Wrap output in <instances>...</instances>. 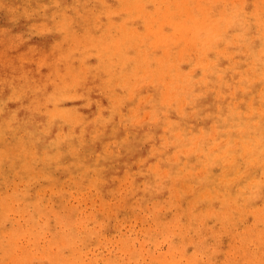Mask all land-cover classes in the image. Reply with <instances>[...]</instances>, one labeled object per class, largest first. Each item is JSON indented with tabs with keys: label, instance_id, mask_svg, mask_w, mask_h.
<instances>
[{
	"label": "bare ground",
	"instance_id": "1",
	"mask_svg": "<svg viewBox=\"0 0 264 264\" xmlns=\"http://www.w3.org/2000/svg\"><path fill=\"white\" fill-rule=\"evenodd\" d=\"M68 1L34 0L44 8L25 29L19 16L14 15L23 14L20 0H0L3 37L7 41L19 38L31 48L46 47L41 57L49 68L58 65L57 59L82 54L81 47L85 45L79 39L73 45L69 38H64L65 47L72 48L73 53L62 46L51 50L52 42L47 41L43 30L40 29L35 40L29 30L37 29L36 22L49 23L55 13L60 15L62 25L47 24L46 30L52 25L55 31H71L78 25L83 40H96L97 51L102 48L95 54L98 63L92 66L101 93L90 92V106L95 104L96 108L99 103L116 101L119 97L120 103H126V109L122 113L115 109L96 118L85 116L80 122L70 119L76 117L59 101L46 99L39 90L37 82L42 70H37L40 63L32 49L34 60L29 63L32 66L26 65L27 76H12L10 70L0 73V163L9 165V172L0 171V190L12 186L10 193L0 192V215H3L0 223L4 218L14 223L12 212L25 217L33 242V247L28 245V254L17 255L18 264H25L30 254L31 261L42 260L41 251L45 249L41 242L50 234L53 237L50 244L61 242L67 254L61 250L49 257L47 254L44 264H81L85 250L99 243L94 232L93 235L81 232L76 224L68 236L83 239H66L67 236L53 231L54 213L44 204L54 199L58 206L63 205L64 184L70 178L81 193L92 189L113 192V180L125 178L134 187L141 184V189L130 190L138 191L140 198L153 199L156 207L165 194H172L177 188V193L171 196L175 203L180 200L184 212L188 207L195 208L205 222H217L227 232L236 230L241 218H254L264 204V19L251 10L221 18L214 0L208 3L206 0L204 6H199L196 0H145L142 17L120 22L112 14L114 11L104 7L106 0ZM132 4L133 0L123 3L129 10ZM214 11L218 16L215 28L202 31L198 25L212 22ZM112 26L115 30L105 33ZM139 30L146 39L157 33L156 45L146 50L147 59L131 52L118 54L116 58L105 56L116 45L125 42L127 46L128 34L137 38L132 41L141 48L146 46V39L135 36ZM49 32L56 33L51 29ZM56 37L62 40L61 34ZM176 60L188 64L182 69L181 79L189 75L213 86L205 92V99L192 103V113L185 106L181 113L166 112L167 103L162 98L165 85L149 89L152 76L143 78L149 70L169 74L170 68L178 67L177 62L170 63ZM59 70L56 77L68 71L62 67ZM50 76H54L52 70ZM45 79L50 80L48 76ZM186 86L181 84L185 89ZM43 90L50 95L48 88ZM62 94L68 96L64 90ZM128 123L133 139L124 146L126 127L120 124ZM148 130L159 145L148 144L143 148ZM115 143H123L120 151ZM188 145L196 147L191 149ZM131 164L134 169L129 168ZM15 179L20 182L18 186ZM78 195L81 196L79 192ZM96 220L104 224L101 219ZM3 237L0 228L1 250L9 249L2 242ZM221 252L210 249L209 253L221 256ZM90 264H97L96 260Z\"/></svg>",
	"mask_w": 264,
	"mask_h": 264
},
{
	"label": "rangeland",
	"instance_id": "2",
	"mask_svg": "<svg viewBox=\"0 0 264 264\" xmlns=\"http://www.w3.org/2000/svg\"><path fill=\"white\" fill-rule=\"evenodd\" d=\"M71 1L69 0L68 2L70 3ZM196 1L199 6H204L208 3V0L207 3L206 0ZM20 2L24 6L22 9L23 14L14 13V15L19 16L20 24L26 29L35 21L33 17L40 15L39 12L42 10V6L44 8V5L35 4L34 0H20ZM251 2L253 3L252 7L250 5ZM123 3L124 0H106L104 7L114 11L112 14L120 22L129 20V18L138 19L145 14V0H133L130 10ZM213 4H215L218 16L221 18L229 16L232 12H249L251 10L257 13L256 15L259 19H264V0H214ZM253 7H256V9L252 10ZM72 9L68 10V14H70ZM212 14V22L210 21L208 25L201 22L198 25L202 31H211L215 28L218 16L215 11ZM2 19L3 12H0V29H2L0 32V73L4 70H10L12 76L22 74L27 76L26 65H30L29 63L34 60L31 57L32 51H34L40 63V67H37V70H42L39 82H37L39 90L42 91L44 96H47L46 99L50 98L59 101L64 108L71 112V116L76 117L70 119L80 122V119L85 116L96 118L104 113H112L115 109L121 113L125 111L126 103H120L119 97L116 101L111 99L109 102L99 103L96 108H93L95 104L92 107L90 106V92L91 94H96L94 91L101 93L94 81L92 68L95 63H98L95 54L100 52L102 48L97 51L96 40L93 42L83 40L78 25H74L71 31L66 29L55 31L51 28L52 25H48L51 31L56 33L49 32L50 29H45L47 24L62 25V19L57 13L53 14L50 22L45 23V25L38 22L34 23L37 29L32 32L31 29L29 30L33 40L37 39L39 37L38 33L43 30L47 41L52 42L49 45L51 50H57L60 46L68 48L64 45V38H69L73 45L78 42L77 39L85 45L81 47L82 54H74L72 48H68L73 53L69 58H64L61 61L57 59L55 62L58 65H51L47 68L41 57L45 54L46 47L36 45L37 47L31 48L19 38L7 41L3 37ZM114 30L115 28L112 26L106 29L105 33ZM19 31L22 32L20 29ZM59 34L62 35L61 41L56 37ZM109 34L112 35L113 33L109 32ZM137 35L143 41L146 39V36L140 30L136 32L135 36ZM152 36L154 38L147 37L146 42L148 44L141 48L139 44L132 41L134 36L128 34L126 36L128 39L127 46H125V42L122 45H116L115 48L108 49L105 56L113 55L116 58L118 54L131 52L133 55H141L147 59L148 52L146 50L149 49L150 51L153 49L158 41L157 33H153ZM185 38H190V34H187ZM133 40H137V38ZM104 47L106 48V46ZM152 53L153 51L149 55L151 56ZM195 56L194 51L192 57L194 58ZM168 60L172 59L169 57ZM185 60H188V58L186 57ZM185 60H180L179 63L177 60L170 62H177L178 67L176 69L170 68L171 72L169 74H164L157 70H149L143 75L144 79H146L147 75L152 76L147 87L149 89L151 86H157L158 84L165 85L163 87H166V89L163 88L162 98L167 103L166 112L178 110L181 113L185 106L188 112L192 113L191 108L194 109L192 103L196 102L197 99H205L206 93L213 87L205 82L189 78V75H183L185 78L181 79L182 69L188 65ZM60 67L67 69L70 73L65 74L68 72L66 71L65 75L56 77L61 72L59 70ZM51 70L54 72L53 77L50 76ZM46 76L50 80L45 79ZM25 83L26 81L23 85ZM181 84H187L188 86L185 89L181 87ZM45 87L50 90V95L44 93L43 89ZM62 90L67 92L68 96H64ZM147 95H145L144 99L148 100ZM112 106L113 110L110 111L109 108ZM147 119L145 117V120ZM120 126L126 127L124 128L127 133L124 140L125 146L133 139V136L128 129L129 123L120 124ZM152 135L151 130L146 132L143 138V148L148 144L159 145L156 142V138H153ZM122 147L123 143H115V148L119 151ZM188 147L194 149L196 145H188ZM129 168L134 169V165L131 164ZM8 169L9 165L1 161L0 171L9 172L7 171ZM40 183L42 184V181ZM14 184L18 186L20 184L19 180L15 179ZM113 184L115 186L113 192L100 193L92 189L81 193L73 178H70L64 184L63 205L58 206L54 199L44 204L46 209L54 213L51 218H53V231L56 235L67 236L66 239H83L68 236L72 235L75 224L81 232L92 233V235L94 232L97 235L99 243L85 250L80 261L81 264H90L93 260H96L97 264H264L263 203L259 206L254 218H241V221L237 224V229L227 232L217 222H205L202 214L199 211H195V208L188 207L187 211L184 212L179 198V202L175 203L171 196L177 193V188L173 190L172 194H165L161 198V204L156 207L153 199L140 198L137 195L138 191H131L130 189L134 186L130 185L125 178H116L113 180ZM139 185H135L134 188L141 189L143 187L141 184ZM11 190L12 186H3L0 192L10 193ZM78 192L81 196L78 195ZM55 212H57L56 217H54ZM11 214L13 217L15 216L14 223L5 218L0 223V228L4 232L2 242L9 248L1 250L0 247V261L3 264H18L17 255L28 254L30 252L28 247H33V242L30 238L32 234L29 233L30 225L27 219L15 212ZM0 216L3 215L1 214ZM96 219H101L104 224L98 223ZM52 238L51 234L47 235L41 242L45 249L41 251L42 260L31 261L30 254L25 258V264H44L43 261L46 260L45 256L47 254L49 257L50 254H57L60 250L67 254L66 249L61 247V242L55 243L54 246L50 244ZM206 245L207 247H205ZM209 248L211 250L216 249L218 252L221 250L222 255L211 256Z\"/></svg>",
	"mask_w": 264,
	"mask_h": 264
}]
</instances>
